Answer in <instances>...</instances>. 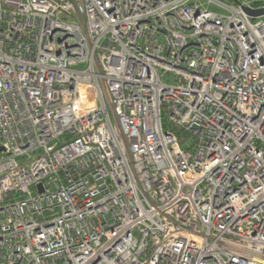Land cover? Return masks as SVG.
Segmentation results:
<instances>
[{
    "label": "built area",
    "instance_id": "built-area-1",
    "mask_svg": "<svg viewBox=\"0 0 264 264\" xmlns=\"http://www.w3.org/2000/svg\"><path fill=\"white\" fill-rule=\"evenodd\" d=\"M208 1L0 0V264H264V0Z\"/></svg>",
    "mask_w": 264,
    "mask_h": 264
},
{
    "label": "rangeland",
    "instance_id": "rangeland-1",
    "mask_svg": "<svg viewBox=\"0 0 264 264\" xmlns=\"http://www.w3.org/2000/svg\"><path fill=\"white\" fill-rule=\"evenodd\" d=\"M223 3H233V1L231 0H219ZM200 2L203 4V6L217 11V12H226V10H224L222 7H220L219 5H217L215 2H209L208 0H200ZM163 81H165L166 83L169 84H176V80L173 74L169 73L163 76ZM186 146V145H185Z\"/></svg>",
    "mask_w": 264,
    "mask_h": 264
},
{
    "label": "water",
    "instance_id": "water-1",
    "mask_svg": "<svg viewBox=\"0 0 264 264\" xmlns=\"http://www.w3.org/2000/svg\"><path fill=\"white\" fill-rule=\"evenodd\" d=\"M243 9L252 17H258L264 15V7L261 8H252L249 6H243Z\"/></svg>",
    "mask_w": 264,
    "mask_h": 264
},
{
    "label": "trees",
    "instance_id": "trees-1",
    "mask_svg": "<svg viewBox=\"0 0 264 264\" xmlns=\"http://www.w3.org/2000/svg\"><path fill=\"white\" fill-rule=\"evenodd\" d=\"M173 130L180 136V138H186L188 135L184 133L181 129L178 128H173Z\"/></svg>",
    "mask_w": 264,
    "mask_h": 264
}]
</instances>
